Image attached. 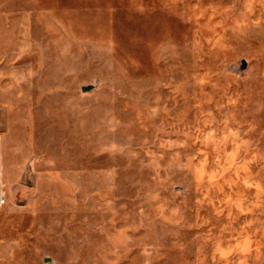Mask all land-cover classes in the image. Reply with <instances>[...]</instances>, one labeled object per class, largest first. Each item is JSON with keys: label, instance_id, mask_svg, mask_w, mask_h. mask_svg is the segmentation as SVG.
<instances>
[{"label": "rangeland", "instance_id": "rangeland-1", "mask_svg": "<svg viewBox=\"0 0 264 264\" xmlns=\"http://www.w3.org/2000/svg\"><path fill=\"white\" fill-rule=\"evenodd\" d=\"M0 196V264H264V0H0Z\"/></svg>", "mask_w": 264, "mask_h": 264}, {"label": "water", "instance_id": "water-1", "mask_svg": "<svg viewBox=\"0 0 264 264\" xmlns=\"http://www.w3.org/2000/svg\"><path fill=\"white\" fill-rule=\"evenodd\" d=\"M92 89V86H86V87H83V91L84 92H88Z\"/></svg>", "mask_w": 264, "mask_h": 264}, {"label": "built area", "instance_id": "built-area-1", "mask_svg": "<svg viewBox=\"0 0 264 264\" xmlns=\"http://www.w3.org/2000/svg\"><path fill=\"white\" fill-rule=\"evenodd\" d=\"M5 202H6V199L0 196V205L5 204Z\"/></svg>", "mask_w": 264, "mask_h": 264}]
</instances>
